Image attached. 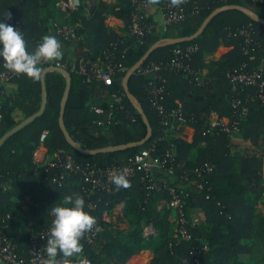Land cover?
<instances>
[{
  "label": "trees",
  "instance_id": "16d2710c",
  "mask_svg": "<svg viewBox=\"0 0 264 264\" xmlns=\"http://www.w3.org/2000/svg\"><path fill=\"white\" fill-rule=\"evenodd\" d=\"M59 1L0 0V19L10 14L11 19H4L22 31L28 51L34 50L45 35H55L60 41L64 56L51 62L59 63L71 76L64 122L72 139L86 150L138 142L146 136L147 126L126 97L123 80L150 47L168 39L191 37L217 9H240L218 13L195 40L157 48L140 68L167 65L175 59L176 50L197 48L185 59L192 74L162 69L155 78L165 87L167 111L181 105L187 123L178 130L166 134L161 116L151 106L148 83L156 75L136 72L131 76L129 90L152 127L145 145L96 155L72 147L59 123L66 77L55 71L46 74L45 112L0 148V181L4 185L0 189V231L15 244L17 255L24 260L30 258L32 237L51 226L49 207L76 193L85 199V210L100 227L92 242L85 234L82 237L83 251L75 257L76 264L83 260L89 264H127L145 251L153 254L149 264H250L243 257L259 249L264 251V215L257 208L264 196V100L254 86L233 91L229 75L242 68L253 72L264 65V24L252 16L264 20V0H189L186 17L165 30L157 29L148 14L145 21L152 25V31L142 40L131 33L132 0H98L93 14L81 5L68 16L57 6ZM164 2L151 0L159 7ZM108 16L124 23L125 34L106 25ZM54 24H81L76 33L83 38L67 41L57 34ZM247 30L249 34L243 33ZM221 47L228 52L217 60L207 59ZM83 57L122 64L126 70L113 75L110 83L90 79L79 71ZM51 62L41 64L42 73ZM0 69H5L2 64ZM5 85L11 87L7 96ZM5 85H0V138L40 110L43 94L41 78L33 81L18 74ZM116 96L123 98L121 105L114 104ZM212 114L226 126L212 127ZM186 127L194 131L192 142L182 137ZM44 132L48 136L42 144ZM234 134L261 154H235ZM43 146L50 152L46 155L49 161L39 163L34 153ZM144 149H154L153 157L162 160L174 149V158L157 171L137 172L127 187L113 184L111 191L102 187L92 190L74 173L62 177L67 155L105 171L131 166L136 154ZM51 163L57 165L51 167ZM206 164L212 169L197 173ZM169 188L179 192L180 211L169 206L173 199ZM26 201L29 204L24 208ZM118 206L128 222L127 230L113 228L111 220L104 219L105 213L111 214ZM196 210L197 223L192 213ZM150 225L156 235L145 237L143 231ZM176 228L184 229L189 238Z\"/></svg>",
  "mask_w": 264,
  "mask_h": 264
},
{
  "label": "built area",
  "instance_id": "2783aa9c",
  "mask_svg": "<svg viewBox=\"0 0 264 264\" xmlns=\"http://www.w3.org/2000/svg\"><path fill=\"white\" fill-rule=\"evenodd\" d=\"M189 0H165L164 5L161 6L165 14V27L171 23H175L183 20L186 17V8L185 4ZM134 5V11L132 15V24H131V33L138 40H142L145 35L152 31V25L146 23L145 19L149 14V9L151 6V0H132ZM57 6L65 13L67 16L71 11H74L77 7L74 5V0H60L57 3ZM81 27V24L76 26H60L54 24L57 34L63 37L67 41H77L81 40L83 37L78 36L76 33V28ZM243 33L249 34V30L243 31ZM197 51L196 47H189L185 50L178 49L175 51V59L168 63L167 65L161 64H151L146 68L139 69L137 72L143 75H156L148 83V91L150 103L153 109L161 116L162 124L166 128L165 133L169 134L170 131L178 130L180 127L184 126L187 123V119L184 116L181 105L177 109L168 112L164 102L166 96V90L163 84L157 83L155 78L157 73L162 69L169 70L170 72H180L187 74L191 73V68L189 64L185 62V59L190 58V56ZM49 62H43L42 64H47ZM54 65L61 67L59 63L51 62L50 66ZM126 68L122 64H115L111 62H105L101 58L93 60L88 57H83L80 61L79 71L84 76L90 79L101 80L105 83H110L113 75L119 72L125 71ZM18 74L11 72L8 69H0V85H5L10 82ZM229 82L233 91L238 89H243V87H257L258 88V97L264 100V65L261 66L258 70L253 72H248L246 69L242 68L240 72H234L229 75ZM123 98L121 96H116L114 104L121 105ZM238 105L241 104V101H236ZM98 113H101V110H96ZM244 113L246 109H243ZM243 114V113H242ZM213 115V114H212ZM211 115V116H212ZM215 115V114H214ZM0 113V120H1ZM217 122H214L211 118V126L219 127L226 126V122L220 120L216 117ZM230 131L229 129H226ZM48 132H44L41 135L40 143H44L47 139ZM61 154L62 151H59L58 154ZM154 149H144L140 151L134 157L133 164L125 168H114L107 169L105 171H99L95 165H83L74 160L70 155L64 157V163L62 164L63 175H68L74 173L80 176L81 181L91 185L92 190L97 187H102L108 191H111V186L114 184L111 180V177L114 174H123L126 179L129 181L137 172L149 173L153 171L154 168L162 169L165 167V164L174 158V149L166 156L165 159L154 158L153 157ZM39 150L34 153L35 161H38ZM57 164L51 163V167H55ZM212 168L206 164L204 167H201L200 170H197V173H202L205 171H210ZM4 185L0 181V189ZM170 194L173 196L172 201L169 206L180 211L181 207V198L179 192L169 188ZM104 219L110 221L109 214H104ZM100 231V227L93 228L85 233L87 239L92 242L97 233ZM185 238H189L187 232L180 228L178 230ZM48 235V231H43L40 234L32 237L30 258L24 260L20 258L16 253V246L12 240L5 234L0 231V264H41L42 258L45 257L44 244ZM143 235L145 237H150L156 235V231L152 225L147 226ZM83 264H89L87 261L83 260ZM81 264V262L79 263Z\"/></svg>",
  "mask_w": 264,
  "mask_h": 264
},
{
  "label": "clouds",
  "instance_id": "9594fccd",
  "mask_svg": "<svg viewBox=\"0 0 264 264\" xmlns=\"http://www.w3.org/2000/svg\"><path fill=\"white\" fill-rule=\"evenodd\" d=\"M5 17L11 19L9 13ZM4 18L0 19V64L13 73L39 81L41 64L64 56L60 41L55 35H45L34 50L28 51L22 31ZM111 180L117 187L128 186L123 174H114ZM49 208L52 220L41 264H76L75 257L83 251L81 239L96 224V218L85 210V199L76 193L64 196Z\"/></svg>",
  "mask_w": 264,
  "mask_h": 264
},
{
  "label": "water",
  "instance_id": "95a60500",
  "mask_svg": "<svg viewBox=\"0 0 264 264\" xmlns=\"http://www.w3.org/2000/svg\"><path fill=\"white\" fill-rule=\"evenodd\" d=\"M74 5L75 7H80L81 6V0H74ZM227 9H240V7L237 6H226V7H222L220 9H217L216 11H214L202 24V26L200 27V29L191 37H187V38H181V39H168L166 42L164 43H157L155 45H153L152 47L149 48V50L145 53V55L138 61V63H136L126 74L124 80H123V85H124V90H125V94L126 97L128 98L129 101H131L138 113L141 115L144 123L147 126V134L144 137V139H142L141 141L138 142H131L128 144H124V145H120V146H116V147H108V148H103V149H97V150H86L84 149L78 142L74 141L72 139V137L70 136L65 122H64V116H65V108H66V103L68 100V97L70 95V90H71V76L70 73L68 71H66L63 67H57L54 65H51L47 68L44 69L43 73H42V89H43V94H42V104L40 107V110L33 114L32 116L28 117L27 119H25L24 121H22L20 124H18L16 127H14L13 129H11L10 131H8L7 133H5L1 138H0V148L3 146V144L13 135H15L16 133H18L20 130H22L24 127L28 126L30 123H32L33 121H35L38 117H41L43 115V113L46 110L47 107V101H48V96H47V91H46V86H45V77L46 74L52 71L55 72H59L62 73L67 80V85H66V90L64 93V97L62 99L61 102V112H60V118H59V123H60V127L61 130L63 132V134L65 135L66 140L68 141V143L74 147L75 149H77L78 151H80L83 154L86 155H96V154H101V153H109V152H115V151H121V150H126V149H131V148H135V147H139L142 145H145L151 138L152 136V127L150 125V122L148 120V117L144 111V109L142 108L141 105L137 104L136 101L134 100L130 90H129V80L131 78L132 75H134L141 67L142 65L149 59V57L151 56V54L159 47L166 45V44H179L185 41H192L195 40L196 38H198L204 31V29L206 28V26L209 24V22L220 12L227 10ZM94 8H92L91 13H93ZM254 18L258 19L259 22L264 24V20L261 18H257L256 16L252 15Z\"/></svg>",
  "mask_w": 264,
  "mask_h": 264
},
{
  "label": "rangeland",
  "instance_id": "374dc122",
  "mask_svg": "<svg viewBox=\"0 0 264 264\" xmlns=\"http://www.w3.org/2000/svg\"><path fill=\"white\" fill-rule=\"evenodd\" d=\"M151 5H152V3H151ZM228 50H229L228 48L224 49L223 47H221L217 51V54L221 56L222 54L226 53ZM5 86H7V87H5V95L7 96L11 92V87H9L8 85H5ZM216 117L217 116L214 114L211 116V118L214 122H217ZM191 133L192 132L190 130H188V131L184 130L183 137H185L186 139H190ZM231 139L233 141L232 142L233 143L232 149H233V152L235 154H239V155L261 154V153H259V149L252 146L250 144V142L241 140L240 137H238L236 134L232 135ZM42 148H44V150H46L45 154L49 155L50 152L48 151V149L45 146H43ZM41 156H43V157H41ZM41 156H40V160H39L40 163H45V162L49 161V158H47V157L44 158V154H41ZM261 157L263 159L262 174L264 176V153H262ZM28 204H29L28 201H26V204H24V208H27ZM257 208H258V211L264 215V196L261 199V201L259 202ZM192 213H193V217L197 218L196 220L194 219V222L197 223V220H198L197 210L192 212ZM109 218L111 220L113 228H118L120 230H127L128 229V227H129L128 222L126 220H124L122 208L120 206L116 207L113 210V212L111 214H109ZM173 222L175 223L174 226L177 227V222H175V219H173ZM176 231H178V229ZM152 258H153L152 252L151 251H145V252H142L141 254H139L138 256H136V258H131L127 262V264H149ZM243 260L250 263V264H264V251L260 250V249L256 250L252 255L243 257Z\"/></svg>",
  "mask_w": 264,
  "mask_h": 264
},
{
  "label": "crops",
  "instance_id": "0c3cea01",
  "mask_svg": "<svg viewBox=\"0 0 264 264\" xmlns=\"http://www.w3.org/2000/svg\"><path fill=\"white\" fill-rule=\"evenodd\" d=\"M97 1H98V0H84L83 2H81V5H83L84 10H85V11H88L89 14L91 15V14H93V13H91L92 8H94V11H95V9H96L95 7H96V3H97ZM103 1H106V2H108V3L115 2V0H103ZM94 11H93V12H94ZM149 15H151V17L153 18L154 22L156 23L157 29H159V30L164 29V27H165V14H164L162 8L159 7V5L153 3V4L150 6V9H149ZM106 25H107L110 29H112V30L118 32V33L121 34V35L125 34V31H124V23H123L121 20L115 18L114 16H108V18H107V20H106ZM223 48L226 49L225 47H223ZM227 52H228V51H227ZM227 52H226V53H227ZM224 54H225V53H224ZM224 54H222V55H224ZM222 55H221V56H222ZM221 56L218 55L217 52H216L215 54L208 55V56H207V59H208V60H217V59H219ZM186 130H187V131L190 130V131L192 132V133H191V138H190V139H186L185 137H184V138H185L188 142H192L194 131H193V129L190 128V127H186V128H185V131H186ZM182 137H183V135H182ZM45 152H46V150H44V148H40V149H39L38 161L40 160V156H41V154H44V158L46 157ZM41 157H43V156H41ZM153 170H154V171H157V170H159V169H158V168H154ZM194 219L196 220L197 218H194ZM137 256H138V255H137ZM133 258H136V256H134Z\"/></svg>",
  "mask_w": 264,
  "mask_h": 264
}]
</instances>
